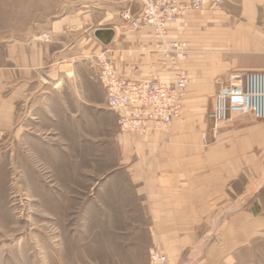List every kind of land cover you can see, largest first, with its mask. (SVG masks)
Instances as JSON below:
<instances>
[{"label":"crops","instance_id":"0c3cea01","mask_svg":"<svg viewBox=\"0 0 264 264\" xmlns=\"http://www.w3.org/2000/svg\"><path fill=\"white\" fill-rule=\"evenodd\" d=\"M51 2L48 18L25 19L0 37V137L14 127L18 107L46 84L72 105L106 106L97 80L101 55L123 78L173 76L153 30L132 29L121 17L127 9L137 14L140 0ZM167 27L189 49L182 120L166 132H123L119 140L148 248L164 250L170 264H219L264 234V119L237 116L207 146L201 133L229 74L264 71V0H216Z\"/></svg>","mask_w":264,"mask_h":264},{"label":"rangeland","instance_id":"374dc122","mask_svg":"<svg viewBox=\"0 0 264 264\" xmlns=\"http://www.w3.org/2000/svg\"><path fill=\"white\" fill-rule=\"evenodd\" d=\"M41 1L0 0V37L48 18L54 3ZM59 94L37 87L0 137V264H148L153 248L116 114ZM230 123L214 133L208 122L203 144ZM230 251L219 264H264V234Z\"/></svg>","mask_w":264,"mask_h":264},{"label":"built area","instance_id":"2783aa9c","mask_svg":"<svg viewBox=\"0 0 264 264\" xmlns=\"http://www.w3.org/2000/svg\"><path fill=\"white\" fill-rule=\"evenodd\" d=\"M141 10H125L121 17L132 29L149 27L157 40V49L173 76L171 79H134L120 77L109 57L97 58V80L106 92V106L116 114L122 132L144 136L150 131L166 132L172 122L182 120L181 99L190 77L183 67L189 49L181 40L171 39L168 23L185 12L214 5L216 0H140ZM264 119V71H236L220 85L206 119L216 133L223 124L240 115ZM203 143L207 131L201 133ZM204 144V145H205ZM148 264H170L159 248L150 250Z\"/></svg>","mask_w":264,"mask_h":264}]
</instances>
